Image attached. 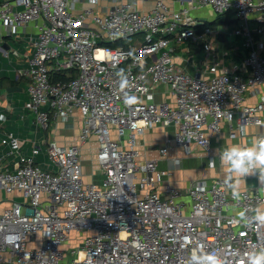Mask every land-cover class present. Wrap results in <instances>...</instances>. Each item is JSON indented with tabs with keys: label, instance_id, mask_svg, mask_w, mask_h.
Listing matches in <instances>:
<instances>
[{
	"label": "built area",
	"instance_id": "1",
	"mask_svg": "<svg viewBox=\"0 0 264 264\" xmlns=\"http://www.w3.org/2000/svg\"><path fill=\"white\" fill-rule=\"evenodd\" d=\"M138 1L0 0V37L30 36L22 53L28 66L19 74L27 82L23 109L34 115L37 131L60 124L75 130L77 112L81 120L69 146L45 140L49 161L42 167L36 138L6 129L9 106L0 113V146L6 148L0 159V264H182L197 244L219 251L227 264H247L246 253L264 247V226L245 225L237 216L242 207L264 203L258 174L250 176L260 188L242 189L239 202L226 175L193 180L186 188L168 184L160 193L171 171H160L156 159L141 160L138 149L145 129L157 125L174 126L176 145L188 153L193 144L208 148L205 128L218 134L223 120L233 139L245 136L244 126H263L264 0H186L182 9L156 0L148 11ZM201 7L236 22L233 33L196 30L204 22L190 13ZM140 33L144 42L111 46ZM222 34L240 40L241 72L214 54ZM194 46L202 49L201 63L184 57ZM2 51L21 55L14 47ZM70 70L77 75L69 82L54 81L53 72ZM161 84L169 86L172 102L156 100ZM251 91L259 96L254 104L246 102ZM126 96L135 102L125 103ZM92 137L100 143L99 183L85 181L81 160ZM170 144L166 140L163 155ZM74 232L83 233L80 243L67 247Z\"/></svg>",
	"mask_w": 264,
	"mask_h": 264
},
{
	"label": "crops",
	"instance_id": "2",
	"mask_svg": "<svg viewBox=\"0 0 264 264\" xmlns=\"http://www.w3.org/2000/svg\"><path fill=\"white\" fill-rule=\"evenodd\" d=\"M186 0H168L171 7L175 9H182L187 6ZM156 0H139L137 6L143 10L148 11L151 9L152 5ZM198 8L191 10V15L196 19L198 23L204 21L205 15L202 9ZM206 8V7H205ZM202 9V10H201ZM226 23H224L225 25ZM221 24L217 26L216 29L222 30ZM223 25V24H222ZM222 33V32H221ZM227 35L222 34L221 37L215 43L214 54L218 57L224 56V64L230 68H238L241 72L242 70V59H243V47L239 41L228 40ZM0 50L10 49L14 47L18 49L21 53L20 56H9L11 59L8 61L11 63L12 71L6 69L7 60L0 57V78L5 75L12 77V82L6 87H0V113L9 112L8 108L12 109V113H7L8 119L6 121V129L13 131L18 137L26 139L29 137L36 138L37 145H45V140L48 141L55 140L61 145L69 146L70 144L76 142L78 134L80 132L79 126L74 130L66 129L62 124L59 128H52L49 132L44 133L37 131V126L35 123V118L32 112L24 110L23 106L28 99L26 79L19 74V70L26 68L28 62L22 57V53L25 52V46L23 45H13L9 38L3 37L0 39ZM20 44V43H18ZM186 48V44L182 46ZM182 54V52L180 53ZM202 49L200 46H194L190 55L185 54L186 57H193L196 62L199 63L198 56H202ZM202 60V58H201ZM179 62L184 64L183 60L179 59ZM191 72H194V68L190 67ZM10 72V73H9ZM261 92H264V87H260ZM156 100L172 102L173 98L170 94L169 86L161 84L155 88ZM246 102L254 104L259 101V96L254 92L247 93ZM80 115L77 112V119ZM264 119V114H263ZM236 120V119H235ZM248 135L244 137L231 138L229 130V121H222V130L220 133L215 134L205 128L207 135L211 140V144L208 148H203L193 144L191 146L190 153L186 151L185 148L177 146L175 143L176 128L174 126H162L157 125L154 127L146 128L144 133L138 138V149L141 153L140 159H156L158 160V167L160 171H171V173H166L162 182L158 186V191L163 193L168 184L176 188H186L193 180H207L212 181L220 176L226 175L220 164L219 152L218 150L223 146L225 142H234V140H248L251 136H256L257 133L264 131L263 126H253L247 127ZM2 133H0L1 139ZM171 139V144L168 147L167 154L163 155L161 153V148L165 146L166 140ZM99 141L96 137H92L87 142L83 144L81 160L84 168V179L86 182H101L103 179V174L100 171L99 164L97 162V153L99 150ZM27 151H30L29 145ZM1 159L6 154V148L0 146ZM174 159L180 160V164H171ZM242 189L260 188V183L256 185L254 183V178L250 175L247 178H241L240 180ZM261 192L264 194V188H260ZM3 197H6V193H2ZM19 198H22L21 196Z\"/></svg>",
	"mask_w": 264,
	"mask_h": 264
},
{
	"label": "clouds",
	"instance_id": "3",
	"mask_svg": "<svg viewBox=\"0 0 264 264\" xmlns=\"http://www.w3.org/2000/svg\"><path fill=\"white\" fill-rule=\"evenodd\" d=\"M121 87L127 85V77L121 70L118 72ZM136 97L126 96L125 103H134ZM5 117L0 114V120ZM231 120V115L228 117ZM241 133L248 135L246 126L241 128ZM220 164L224 170L225 183L231 189L234 201L239 202L242 197L241 178L251 174H258L261 183H264V134L251 136L248 140H234L225 142L218 150ZM237 216L245 225L253 224L264 226V203L254 206H245L237 211ZM187 241V238H185ZM247 264H264V247H253L246 253ZM182 264H227L226 258L216 250L208 251L203 245L197 244L190 250L189 255Z\"/></svg>",
	"mask_w": 264,
	"mask_h": 264
},
{
	"label": "rangeland",
	"instance_id": "4",
	"mask_svg": "<svg viewBox=\"0 0 264 264\" xmlns=\"http://www.w3.org/2000/svg\"><path fill=\"white\" fill-rule=\"evenodd\" d=\"M202 9H206V10H202ZM202 9L201 10H202V12L205 15L204 20L213 21L216 18V16H215L216 13H214L209 7L208 8L207 7L206 8H202ZM220 27H222L221 29H223V31H226L227 33H230V32L233 33L234 29L237 27V24H236V22L232 21V22H230L228 24L220 25ZM8 38H9V41L14 46L15 45H23V46H25L27 48L30 45V42H29L30 36L29 35H25V37L23 39H21V40H16L15 38H10V37H8ZM144 38H145V34L144 33H140V34H137V35L132 36V37L123 38L122 41H123V43H125V45H135V44H137L139 42H144ZM0 39H1V37H0ZM228 40H230V41L235 40V41H239L240 42V40L239 39L237 40V38L234 37L233 35H229ZM18 43H20V44H18ZM0 46H1V44H0ZM12 56H14V55H12ZM0 57H2L5 60H7V63H6L7 67H6V69H8V71L11 72L12 69L15 70L14 68L11 67V63L8 62L11 58L9 56H7L1 50H0ZM184 57L186 58L185 55H184ZM201 58H203V55L201 57L198 56V60L197 61H199V63H201ZM26 85H27V82H26ZM26 94L28 95V92H26ZM79 125H80V118L79 119H76V128H77L76 131H78L80 129V126ZM78 126H79V129H78ZM41 132H43V131H41ZM39 148H41V155L38 157V162L40 163V165L42 167H45V163L49 161V158L46 155V145H44V146L39 145ZM254 183L256 185H258L259 184V179L258 178H254ZM18 199L23 200V198H18ZM82 236H83V233L82 232H74V238H76V239H74V241L72 240V241L68 242L66 244V246L67 247H71V248L78 247V245H79L80 242L77 239L78 238H81Z\"/></svg>",
	"mask_w": 264,
	"mask_h": 264
},
{
	"label": "trees",
	"instance_id": "5",
	"mask_svg": "<svg viewBox=\"0 0 264 264\" xmlns=\"http://www.w3.org/2000/svg\"><path fill=\"white\" fill-rule=\"evenodd\" d=\"M232 19H226V20H222L221 16H218L216 19H214L213 21H204L203 24H198L196 26H194V28L196 30H198L199 32L203 31L205 27H210L213 29H216L217 26L219 24H228L230 22H232ZM125 43H123V41H117L116 43L112 44V47H117V46H124ZM126 46V45H125ZM193 49V47H192ZM53 79L54 81H61V82H69L72 78L76 77L77 75V71L76 70H70V71H63V72H53ZM12 77L5 75L2 76L0 78V87L4 88L7 85H9L12 82ZM0 159H1V154H0Z\"/></svg>",
	"mask_w": 264,
	"mask_h": 264
}]
</instances>
